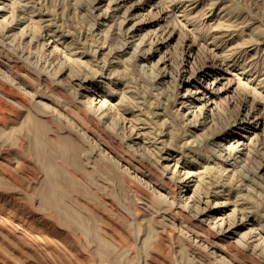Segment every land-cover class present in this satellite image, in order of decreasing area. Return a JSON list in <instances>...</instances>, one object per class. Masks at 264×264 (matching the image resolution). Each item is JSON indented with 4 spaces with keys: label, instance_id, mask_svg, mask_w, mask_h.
I'll return each mask as SVG.
<instances>
[{
    "label": "rangeland",
    "instance_id": "rangeland-1",
    "mask_svg": "<svg viewBox=\"0 0 264 264\" xmlns=\"http://www.w3.org/2000/svg\"><path fill=\"white\" fill-rule=\"evenodd\" d=\"M0 264H264V0H0Z\"/></svg>",
    "mask_w": 264,
    "mask_h": 264
},
{
    "label": "bare ground",
    "instance_id": "bare-ground-1",
    "mask_svg": "<svg viewBox=\"0 0 264 264\" xmlns=\"http://www.w3.org/2000/svg\"><path fill=\"white\" fill-rule=\"evenodd\" d=\"M19 23H21V22H19ZM80 87V86H79ZM197 89H199V88H197ZM196 94H198V95H202L203 97L204 96H206L207 94H209V93H207L206 91H203V92H200V90H198L197 92H196ZM203 97H199L200 99L198 100V101H202L204 98ZM206 99V98H205ZM204 99V100H205ZM210 99V97H208V99L207 100H209ZM212 101V100H211ZM211 103V102H210ZM246 121H243L242 122V125H243V127H244V123H245ZM249 122V121H248ZM258 126V125H257ZM245 129H246V126L244 127ZM253 129H255V128H250V130L252 131ZM244 130V129H243ZM250 131V132H251ZM138 137H140V136H138ZM37 141H36V145L38 146V147H40L41 148V150L42 151H39V157H40V159H42V160H44L45 162V164L46 165H49V167H51V165H52V163H51V161H52V159H51V157L48 155V154H46L45 153V148H47L46 147V143H44L43 141H41L40 139H36ZM236 141V140H235ZM236 143H238L237 145H240V146H244L245 145V143H243V142H240V141H236ZM236 143H234V144H236ZM236 146V145H235ZM60 148V154L62 155V156H65V155H63L64 153H66L67 151H68V149H66L67 147H66V142L63 144V141H62V143H61V146L59 147ZM64 148V149H63ZM243 149H244V147H242ZM43 150H44V152H43ZM74 150V149H73ZM75 151V150H74ZM162 161H164V163H166V165H168L170 162H169V158H162ZM171 168V167H170ZM190 178H188L189 179V182H187L188 183V188H190V190H191V188L194 186V184H195V182H196V177L194 176V175H191V176H189ZM53 184V182H51V183H49V186L47 187V189H45V191L43 192V194H44V197L45 198H47L50 202H51V207L52 208H54L55 210H57L60 214H62V215H64L66 218L68 217V219L69 220H71V217L73 216V214L71 213V211H72V209H71V207H69V206H67V205H63V208L61 207V206H55L54 205V203H53V201L51 200V197L53 196V194L55 193V191H56V188L54 189V188H52V186L51 185ZM55 185V184H54ZM59 197L60 196H62L61 194L60 195H58ZM184 196V195H183ZM193 197V196H192ZM63 198H64V193H63ZM185 198H188L187 196L185 197ZM191 199H193V198H191ZM54 206V207H53ZM217 206V205H216ZM49 209V208H48ZM194 212V211H193ZM206 213V212H205ZM219 215L217 214V213H215L214 214V216L211 218L214 222H219V221H222L223 222V220H224V212H220L219 211ZM212 216V215H211ZM211 222V221H210ZM230 226V225H229ZM228 226V227H229ZM226 231V230H225ZM232 231V230H231ZM236 233H231L230 235H235ZM260 235V234H259Z\"/></svg>",
    "mask_w": 264,
    "mask_h": 264
}]
</instances>
